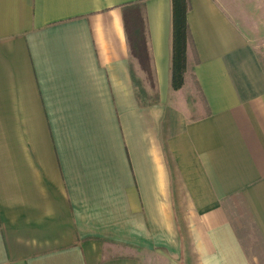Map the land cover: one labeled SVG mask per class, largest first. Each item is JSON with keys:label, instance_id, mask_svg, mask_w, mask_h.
I'll use <instances>...</instances> for the list:
<instances>
[{"label": "crops", "instance_id": "1", "mask_svg": "<svg viewBox=\"0 0 264 264\" xmlns=\"http://www.w3.org/2000/svg\"><path fill=\"white\" fill-rule=\"evenodd\" d=\"M187 25L175 127L133 82L171 89V0H0V264H264V0H189Z\"/></svg>", "mask_w": 264, "mask_h": 264}, {"label": "rangeland", "instance_id": "2", "mask_svg": "<svg viewBox=\"0 0 264 264\" xmlns=\"http://www.w3.org/2000/svg\"><path fill=\"white\" fill-rule=\"evenodd\" d=\"M146 83V86H142L139 83L136 87V96L138 100L137 109L151 112L158 111L159 114L162 112L165 118L163 122L175 127H180L182 123L186 122V119H193L189 118V116L195 114L194 108L197 104L200 106L197 97H199V100H201V98L198 93L196 96L190 82L182 87L183 91L180 94L178 93L176 99L170 88H162L160 91L157 88L151 90L148 81H146ZM223 204L228 211L229 217L235 222L237 235L245 244L248 253H253L255 255L262 254L260 235L255 230L253 224L242 219L240 210H237L240 206L230 199L225 200Z\"/></svg>", "mask_w": 264, "mask_h": 264}, {"label": "trees", "instance_id": "3", "mask_svg": "<svg viewBox=\"0 0 264 264\" xmlns=\"http://www.w3.org/2000/svg\"><path fill=\"white\" fill-rule=\"evenodd\" d=\"M188 10L189 0H171L172 56L170 85L173 91H178L183 86L186 69V48L189 40ZM127 12L125 14V32L131 55L138 61L141 70L147 75L151 83L153 79L140 3L129 5ZM133 82L138 86L137 81L133 80Z\"/></svg>", "mask_w": 264, "mask_h": 264}]
</instances>
